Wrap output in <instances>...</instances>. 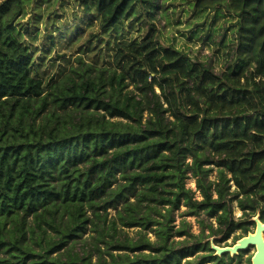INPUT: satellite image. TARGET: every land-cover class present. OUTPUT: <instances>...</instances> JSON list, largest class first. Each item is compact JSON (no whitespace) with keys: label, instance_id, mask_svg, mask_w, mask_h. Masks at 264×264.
Instances as JSON below:
<instances>
[{"label":"trees","instance_id":"obj_1","mask_svg":"<svg viewBox=\"0 0 264 264\" xmlns=\"http://www.w3.org/2000/svg\"><path fill=\"white\" fill-rule=\"evenodd\" d=\"M79 1L111 32L130 18H155L158 7V0ZM27 2H0V264H179L168 239L181 199L216 216L224 238L236 228L248 232L254 215L264 221V0H194L199 10L228 7L238 17L236 47L221 73L150 35L118 42L109 74L80 81L39 75L23 23H15ZM129 85L140 96L124 93ZM49 103L52 114L43 116ZM69 105L83 116L61 128L52 115ZM206 165L218 168L215 180ZM188 170L201 200L185 185ZM236 199L243 220L233 219ZM121 201L123 226L159 225L155 247L142 232L121 238L117 220L107 222L108 208ZM89 225L97 235L77 250L70 242ZM88 244L111 260L93 262ZM144 248L161 254L111 252Z\"/></svg>","mask_w":264,"mask_h":264},{"label":"rangeland","instance_id":"obj_2","mask_svg":"<svg viewBox=\"0 0 264 264\" xmlns=\"http://www.w3.org/2000/svg\"><path fill=\"white\" fill-rule=\"evenodd\" d=\"M193 2L194 0H158L155 18L151 16L146 19L130 18L123 31L111 32L104 30L100 19L87 13L79 0H28L15 23L18 21L23 23L21 31L34 51L39 75L46 81L63 74L65 78L61 77V79L69 81V77L66 78L67 75L80 81L87 76H97L100 70H106L107 75L111 68H114L113 58L118 42L142 40L150 35L156 37L163 46H174L194 60L204 62L216 73H221L226 69L236 47L238 17L228 7L219 10L217 8L199 10L193 6ZM15 25L18 27L17 24ZM60 35L65 37L59 38ZM53 40L55 42H52ZM48 91L49 88L45 93ZM123 91L124 93L130 91L140 96V91L134 85L127 86ZM156 91H159L158 87ZM49 99L51 100V97ZM53 108L54 104L49 103L48 110L43 116H51ZM83 111L82 107L69 105L68 110L58 109L56 111L58 115L56 117L52 115V120L57 122L58 119L61 128L69 129L72 123L83 116ZM148 115L149 113L145 111L144 117L147 118ZM43 116L38 118V122ZM185 162H192L190 155L185 158ZM206 167L210 168L208 179L215 180L218 168L215 165H206ZM120 182L123 180L120 179ZM185 185L191 190L193 199L203 198L197 187V179L190 170L187 171ZM233 190L234 186L231 187V191ZM213 196L216 197V194L214 193ZM135 199V196H131L129 200L135 201ZM123 204L121 201L116 207L108 208L107 222L114 218L117 220L121 238L138 239L142 232L155 247L156 243L160 242L157 235L159 225L154 224L150 228L123 226L117 217L118 210L122 209ZM165 206L169 207V205ZM160 207L162 212H165V207L161 205ZM232 215L237 221L246 218L237 199L232 202ZM157 218L160 219V216L157 215ZM254 225L255 223L249 226L248 232L253 230ZM171 226L168 245L179 250V264H252L255 246H249L238 254L228 253V255H223L225 253L221 254L214 248L233 245L247 233L243 227L236 228L229 237L224 238L226 227L219 224L216 216L210 217L205 210L193 211L184 199H181L179 207L173 211ZM180 230H182L181 233ZM49 232L55 233L52 229H49ZM96 235L97 232L93 231L89 225L86 233L74 244L70 242V245L81 250L85 243H89ZM207 242L212 250L206 248ZM100 246L105 248L104 244ZM87 248H92L94 252L93 262H96L100 256L108 261L111 260L107 252L99 255L90 244ZM111 252L114 255L126 256L127 254L131 259L138 256L148 260L161 254V251L150 248L136 251L112 250ZM0 256L6 255L1 252Z\"/></svg>","mask_w":264,"mask_h":264},{"label":"water","instance_id":"obj_3","mask_svg":"<svg viewBox=\"0 0 264 264\" xmlns=\"http://www.w3.org/2000/svg\"><path fill=\"white\" fill-rule=\"evenodd\" d=\"M251 220L255 223L252 231L247 232L231 246H215L214 248L221 254H238L239 251L249 246H255L256 251L252 257V264H264V221L259 214L254 215Z\"/></svg>","mask_w":264,"mask_h":264}]
</instances>
